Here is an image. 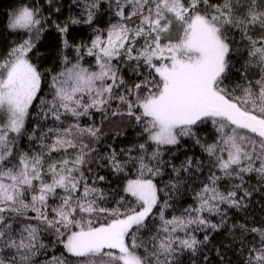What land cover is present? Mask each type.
<instances>
[{"label": "snow or ice", "instance_id": "snow-or-ice-1", "mask_svg": "<svg viewBox=\"0 0 264 264\" xmlns=\"http://www.w3.org/2000/svg\"><path fill=\"white\" fill-rule=\"evenodd\" d=\"M3 31L0 264H264V0H18Z\"/></svg>", "mask_w": 264, "mask_h": 264}, {"label": "trees", "instance_id": "trees-1", "mask_svg": "<svg viewBox=\"0 0 264 264\" xmlns=\"http://www.w3.org/2000/svg\"><path fill=\"white\" fill-rule=\"evenodd\" d=\"M63 2L67 3V0H63ZM18 3V0H0V32H3L4 37H8L9 39H15V37H9V34L7 32L3 31L4 27V22L6 20L7 14L11 12L12 8ZM77 39H83L87 40L89 36L88 31H81L78 33H75ZM57 47H58V37L56 34H45L44 39L41 41V55H40V62L45 66V67H53L56 63L57 57H56V52H57ZM110 130H114L113 125H109L105 128L106 132H109ZM27 142L22 140L21 141V146H26ZM198 151V149L194 150ZM101 174H104L103 171H101ZM115 179V177H113ZM257 201H259V197H257ZM188 203H191V199H188ZM252 211H255L257 215L260 213V207L259 204H254L252 206ZM231 218L233 220H239L238 215H234L233 213H229ZM223 241L225 244L231 243L230 239L227 237V233H223L221 235H217L215 238V243L216 246H220V242ZM208 256L210 259L214 257V253L209 251ZM227 256L229 259L235 260V257L232 255L231 252L227 253ZM214 264H218V260H214Z\"/></svg>", "mask_w": 264, "mask_h": 264}]
</instances>
